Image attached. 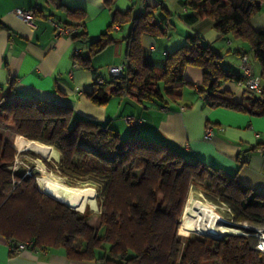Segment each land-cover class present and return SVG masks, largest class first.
I'll use <instances>...</instances> for the list:
<instances>
[{
	"label": "trees",
	"instance_id": "obj_1",
	"mask_svg": "<svg viewBox=\"0 0 264 264\" xmlns=\"http://www.w3.org/2000/svg\"><path fill=\"white\" fill-rule=\"evenodd\" d=\"M114 1L105 3L111 7ZM263 4L264 0H185L186 6L212 19L223 35L249 45L252 58L261 67V93L245 89L244 100L234 102L232 94L221 86L230 80L241 83L242 74L225 69L223 55L196 36H189L187 44L170 53L163 67L144 63L141 35L158 36L162 30L154 13L133 17L128 9L114 10L109 29L90 44L91 54H98L114 40L110 35L113 25L133 20V29L125 37L128 65L124 75L102 82L96 79L91 100L104 105L112 97L131 95L141 102L159 101L161 107H168L182 99L184 84H194L185 78V70L191 66L202 71L197 92L206 104L264 115V30L250 24ZM70 13L76 14L77 21L68 25L81 26L74 38H85L81 20L84 11L75 9ZM4 27L0 21V29ZM78 63L92 69L89 58H80ZM1 111L6 116H0V122L14 123L21 135L14 143L18 150L34 140L56 147L61 153L57 172L71 186L87 181L93 184L102 210L97 229L87 223L89 217L77 213L85 211H71L78 216L81 224L77 229L86 239L95 233L91 250L65 245L60 237L73 223L66 214L68 206L38 188L39 173L11 168L21 153L22 157H41L32 151L18 152L0 136V236L8 245L30 241L32 248L63 246L72 260L96 259L102 264H178L174 256L177 227L191 187L201 189L208 201L227 205L233 225L246 233L252 231L244 224L264 227V193L226 172L187 160L165 142L141 137L123 139L117 130L75 118L69 107L39 98L13 97L0 90ZM258 147L264 149V142ZM102 241L110 245L109 257L94 254ZM209 241L197 238L187 242L181 264H202L207 258L218 259L221 264H264V252L255 249L257 240L251 234ZM213 242L217 244L214 249L210 248Z\"/></svg>",
	"mask_w": 264,
	"mask_h": 264
},
{
	"label": "crops",
	"instance_id": "obj_2",
	"mask_svg": "<svg viewBox=\"0 0 264 264\" xmlns=\"http://www.w3.org/2000/svg\"><path fill=\"white\" fill-rule=\"evenodd\" d=\"M106 0H0V90L13 97L39 98L69 107L75 118H84L117 130L122 137H141L165 142L176 148L189 161L235 176L251 189L264 193V155L258 145L264 142V115H252L226 107H213L198 95L202 80L200 68L188 66L185 78L193 93L182 90V100L161 109L159 101H143L131 95L115 96L104 105L95 104L90 94L96 79H110L108 67L126 61L125 37L133 29V20L116 24L111 30L114 40L98 54H91L90 44L112 24L113 11L131 9L133 17L152 12L162 30L158 36L142 34V59L161 68L167 56L196 36L223 55L225 69L242 74L240 51L248 52L255 75L261 67L251 56L249 45L214 27V21L185 5V0H115L111 7ZM33 9L36 27L17 17L15 9ZM84 11L82 22L85 38L72 35L56 37L48 17L64 24L76 22L71 10ZM256 30H264V4L250 20ZM230 40V42H229ZM80 49L77 58L73 49ZM89 58L92 69L75 60ZM232 94L234 102L244 100L243 85L226 81L221 88ZM222 88V89H223ZM125 117L137 120L135 125ZM207 126L214 136L204 139ZM13 146L14 143H11ZM16 147V146H15ZM18 150V149H17ZM92 218L87 220L91 223ZM0 264H102L96 259L72 260L65 248H32L11 254L8 243L0 236Z\"/></svg>",
	"mask_w": 264,
	"mask_h": 264
},
{
	"label": "rangeland",
	"instance_id": "obj_3",
	"mask_svg": "<svg viewBox=\"0 0 264 264\" xmlns=\"http://www.w3.org/2000/svg\"><path fill=\"white\" fill-rule=\"evenodd\" d=\"M183 88H184L185 93L187 92L189 94H192L194 92L193 88H192V86L190 84H184ZM183 88H182V90H183ZM0 116L1 117H5L6 116L5 112L1 111L0 112ZM0 136L3 139H5L8 142H10V143H15L16 140H18L21 135H19L16 132V128H15V124L14 123H12V122H9V123L0 122ZM122 138L125 139L127 137H122ZM43 145H45V144H42L39 141H35V140L34 141H30V142L27 141V143L24 144V146L20 149V151H32L33 153L39 155L41 158L36 157V156H32L30 154H25L22 157L23 154L21 153L19 156H17L16 161H15V163L13 164V166L11 168L12 169H17V168L20 167L21 170H25L28 173H30V172L39 173L40 176H38L36 180H37V185H38L40 190H41V187H40V184H39V179L41 177L42 178H47V179H49L51 177H54V178L58 179L59 181H61L62 183L70 185L71 184L70 181H68L65 177L61 176L57 172L58 164L61 161V157L60 158H56V157L51 156L44 149H41V147H39V146H43ZM46 145H48V144H46ZM143 172H144V170L139 172V174H142ZM77 184L78 185H72V186L93 188L97 192V197L99 196L97 189L89 181L84 182V183L81 182V183H77ZM191 194L195 198L199 199L200 201L207 203L204 200V198H206L205 197V193L201 189L191 187L190 190H189L188 197ZM188 197H187V199H188ZM186 202H187V200H186ZM219 205L223 208V213H221V211H219V213H221L222 216L227 221L230 222V224H229L230 226L238 228L235 225H233V222H231V215H230L229 210H227L229 207L227 205H224V204H219ZM88 206L90 208L91 204H90L89 201H86L85 204H84V207L80 210V211H85L84 213L77 212V211H79V209H75V208H73L71 206L67 207L66 214H67V216L70 218V220L73 223H71L72 224V228L70 230H68L67 232L63 233L62 236L60 237L65 245L72 246V247H75V248H78V249L79 248H86L88 250H91V248L94 246V234L95 233L94 234L92 233L91 237L89 239H86V237L84 236L83 232L77 229L78 225L81 224V223H79V221L77 219L78 216H76L75 214H72V212H71V211H75V212H77V213H79L81 215H85L86 217L92 218L91 223H88V224L91 227H93L94 229H97V227L100 224V214H101V211H102L101 210V206L99 204V211H97V212L93 211L94 209L92 207L91 208L93 210L89 209ZM184 209H185V206H184ZM184 209H183V211H184ZM182 219H183V213H182V217H181L180 222L182 221ZM180 222L178 223L177 234H176V242H175V246H174V256L177 257L178 264H181V262L183 260L182 259L183 252L185 250L187 242L194 241L197 238H200V239L206 240V241L207 240L209 241V239L213 238V237H210V236H205V235H199V234H196V233H192V232H190L188 230L183 231V230L180 229V227H181ZM244 226L250 227L249 224H244ZM243 232L246 233L245 231H243ZM103 233H104V230H101V234H103ZM229 235H241V234H232V233L223 234L218 239L226 238ZM246 235H250V234L246 233ZM216 246H217V244L213 242L212 245L210 246V248L214 249ZM94 254H95V256H100L101 255V256L109 257L110 256V245H109V243H107L106 241H102L100 246H98V247H96L94 249ZM128 264H133V263H128ZM202 264H221V262H220V260L215 259V258H207V259H205L203 261Z\"/></svg>",
	"mask_w": 264,
	"mask_h": 264
},
{
	"label": "bare ground",
	"instance_id": "obj_4",
	"mask_svg": "<svg viewBox=\"0 0 264 264\" xmlns=\"http://www.w3.org/2000/svg\"><path fill=\"white\" fill-rule=\"evenodd\" d=\"M27 143V142H26ZM53 157L60 158L61 153L52 145L39 146ZM39 184L43 193L68 207L81 210L86 201H89L95 211H99L97 192L93 188L71 186L51 177L40 178ZM89 208L93 210L92 208ZM221 213L214 206L195 198L192 194L188 197L183 211L181 229L199 235L219 238L223 234H243V230L230 226ZM246 234V233H244ZM215 236V237H214Z\"/></svg>",
	"mask_w": 264,
	"mask_h": 264
},
{
	"label": "built area",
	"instance_id": "obj_5",
	"mask_svg": "<svg viewBox=\"0 0 264 264\" xmlns=\"http://www.w3.org/2000/svg\"><path fill=\"white\" fill-rule=\"evenodd\" d=\"M14 13L17 17L21 18L27 24H29L33 27H36L33 9L18 8V9L14 10ZM47 20L50 23V25L53 27L54 34L56 37H60V36H63L65 34L72 36V35L76 34L81 29V26L80 27H73L72 25L62 23L61 21H59L58 19H56L54 17H48ZM113 28L117 29L118 26L115 24V25H113ZM80 54H81L80 49H76V48L73 49V56L76 57V56H79ZM75 65H78L77 60H75ZM127 65H128V63H127V61H125L121 65L109 66L108 71L110 73V76H123ZM240 68L242 70V77H243L241 84L243 85L244 89L254 91L257 94L261 93V83H262L261 77H260V75L254 74V71H253L254 66H253L251 57L244 51L241 55ZM97 80L99 82H102L101 79H97ZM161 109L162 110H168V107H161ZM125 121L130 125H135L137 123L136 119H133L130 117H125ZM213 136H214V129L212 128V126H207L205 128V131H204V139L210 140L213 138ZM258 151L262 155H264V149L263 148H259ZM204 200L207 203L210 202L209 204L213 205L215 210L217 209L218 212L221 211V213H223V208L219 204L208 201L206 198H204ZM227 210H229V212L231 213V210L229 208ZM228 224H230V222ZM245 227H247V226H245ZM247 228L251 229L252 233H250V234L253 235L257 240L256 245H255V249L260 251V252H264V227L250 226ZM30 245H32V242L28 241V242H20V243H18L17 246L8 245V247H9V250L13 251L15 254H20L24 250H26Z\"/></svg>",
	"mask_w": 264,
	"mask_h": 264
},
{
	"label": "water",
	"instance_id": "obj_6",
	"mask_svg": "<svg viewBox=\"0 0 264 264\" xmlns=\"http://www.w3.org/2000/svg\"><path fill=\"white\" fill-rule=\"evenodd\" d=\"M16 149H17V147H16ZM19 152H22V151H20V150H18ZM39 188V187H38ZM185 206V205H184ZM184 209V208H183Z\"/></svg>",
	"mask_w": 264,
	"mask_h": 264
},
{
	"label": "clouds",
	"instance_id": "obj_7",
	"mask_svg": "<svg viewBox=\"0 0 264 264\" xmlns=\"http://www.w3.org/2000/svg\"><path fill=\"white\" fill-rule=\"evenodd\" d=\"M241 235H246V234H241Z\"/></svg>",
	"mask_w": 264,
	"mask_h": 264
}]
</instances>
